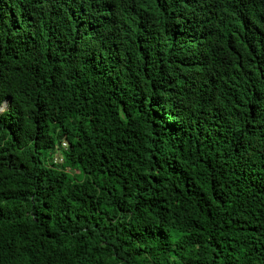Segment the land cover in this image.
Wrapping results in <instances>:
<instances>
[{
	"label": "trees",
	"instance_id": "obj_1",
	"mask_svg": "<svg viewBox=\"0 0 264 264\" xmlns=\"http://www.w3.org/2000/svg\"><path fill=\"white\" fill-rule=\"evenodd\" d=\"M0 72V264H264V0H0Z\"/></svg>",
	"mask_w": 264,
	"mask_h": 264
},
{
	"label": "clouds",
	"instance_id": "obj_2",
	"mask_svg": "<svg viewBox=\"0 0 264 264\" xmlns=\"http://www.w3.org/2000/svg\"><path fill=\"white\" fill-rule=\"evenodd\" d=\"M21 90L22 89L20 85L14 79L9 77L8 74L0 72V94H3L5 92H12L14 95L19 96ZM148 222L151 223V221ZM158 226L164 227L169 232L180 231L181 229L184 228L183 223H179L177 221L164 218L163 216L158 221ZM163 243H168V241L164 240ZM176 243H177L176 240H173L171 242L170 246H172L173 252L176 251V248L173 246ZM162 246L163 244L159 240L144 245H138V247L145 248V254L140 257L141 264H157L158 261L159 264H164L163 260H161L159 252L157 251V249ZM148 249H152L153 251L149 252ZM180 255L183 256L184 253H181ZM165 259H167L168 264H182L181 260L177 256L172 255L171 252L168 253V256L165 257Z\"/></svg>",
	"mask_w": 264,
	"mask_h": 264
},
{
	"label": "snow or ice",
	"instance_id": "obj_3",
	"mask_svg": "<svg viewBox=\"0 0 264 264\" xmlns=\"http://www.w3.org/2000/svg\"><path fill=\"white\" fill-rule=\"evenodd\" d=\"M11 102L6 100L3 95H0V111L10 108Z\"/></svg>",
	"mask_w": 264,
	"mask_h": 264
},
{
	"label": "built area",
	"instance_id": "obj_4",
	"mask_svg": "<svg viewBox=\"0 0 264 264\" xmlns=\"http://www.w3.org/2000/svg\"><path fill=\"white\" fill-rule=\"evenodd\" d=\"M62 147L65 148V147H66V144H62ZM58 156H59V154H57L56 157H55V160H56V161H57V159H58ZM59 158H60V156H59ZM60 160H61V158H60ZM61 161H62V160H61Z\"/></svg>",
	"mask_w": 264,
	"mask_h": 264
},
{
	"label": "rangeland",
	"instance_id": "obj_5",
	"mask_svg": "<svg viewBox=\"0 0 264 264\" xmlns=\"http://www.w3.org/2000/svg\"><path fill=\"white\" fill-rule=\"evenodd\" d=\"M55 163H61V160H60L59 156H58L57 161L55 160Z\"/></svg>",
	"mask_w": 264,
	"mask_h": 264
},
{
	"label": "water",
	"instance_id": "obj_6",
	"mask_svg": "<svg viewBox=\"0 0 264 264\" xmlns=\"http://www.w3.org/2000/svg\"><path fill=\"white\" fill-rule=\"evenodd\" d=\"M6 100H8V101H11V99H6ZM5 111V110H4ZM3 111H0V113H2Z\"/></svg>",
	"mask_w": 264,
	"mask_h": 264
}]
</instances>
